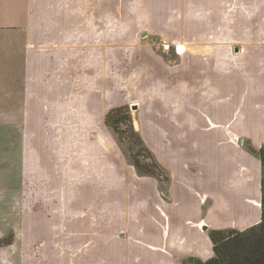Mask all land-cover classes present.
<instances>
[{"label": "rangeland", "instance_id": "1", "mask_svg": "<svg viewBox=\"0 0 264 264\" xmlns=\"http://www.w3.org/2000/svg\"><path fill=\"white\" fill-rule=\"evenodd\" d=\"M139 1L145 6L135 12L124 8L123 25L114 24L121 9L111 3L110 30L100 33L91 28L102 14L96 8L85 13L84 0L77 1V11L31 14L32 26L49 31L31 35L26 73V15L20 0H0V26H6L0 28V264L207 261L211 231L237 230L247 215L260 219L264 111L252 116L251 107L244 108L246 87L238 74L232 102L225 92L214 97L204 77L227 66L239 74L263 68L264 0ZM74 22L79 45L88 37L126 49L132 38L142 40V51L121 58L127 75L153 62L146 48L167 63L164 55L172 47L163 51L165 38L187 43L189 69L185 63L171 74L154 65L152 80L164 83L172 107L151 79H137L138 91L129 82L124 93L111 85L129 102L160 175L140 174L112 131L109 139L96 135L89 91L78 80L76 93L66 63L46 48L70 38L66 33L74 37L66 28ZM228 54L238 57L233 61ZM124 140L129 143V136Z\"/></svg>", "mask_w": 264, "mask_h": 264}, {"label": "crops", "instance_id": "2", "mask_svg": "<svg viewBox=\"0 0 264 264\" xmlns=\"http://www.w3.org/2000/svg\"><path fill=\"white\" fill-rule=\"evenodd\" d=\"M78 0H20L21 9L24 11L26 15V24L23 26V41L25 45V59H24V68L25 72L28 73V62L29 56H30V37L31 35L34 36V38H41L43 36V33L45 35H48L49 28L45 25H31L30 24V15L31 14H54L58 12L65 11L66 13L68 10L72 7H75V10L77 11L76 7ZM132 5H127V3L124 0H84V4L86 7H88V10L85 12L88 14L89 12H93V8H96L95 12L101 13L102 18L101 21L98 22V27H93L91 29L95 30V32H106L110 30V8L111 3H115V7L118 6L120 8V15L118 17H114L116 21H114L115 25H123L124 21L122 18V14L124 13L125 9L131 7L133 11L140 6L143 5V2L139 0H131L130 1ZM117 4V5H116ZM81 7V6H80ZM125 8V9H124ZM205 12H208L207 10ZM109 15V17H108ZM93 16H95V13H93ZM104 17L107 18V20L104 19ZM70 18L72 19V16L70 15ZM136 19V18H135ZM131 22L134 21L133 17L130 18ZM0 28L4 29L6 26H3ZM68 29L74 30V37H71L72 32L66 33L67 36L70 38H63L64 40L56 46L47 47L46 48H54L55 54L53 55V59H56V61H62L66 63V68L69 70V75H71L72 82L75 86V92L77 93L78 89V80L82 82L86 88V91L88 90L87 100L93 101L95 105V109L97 112H95L94 119L95 122L98 124L97 129L98 132L96 135L100 137H106L109 139V137L112 135L110 130L107 128V126L104 123V119L108 111L114 108H119L121 106H125L126 104H129L128 101L125 99H121L122 95H118L116 93L111 92V85L115 88V92H117L118 89H123L121 93H124L125 89H129V84H132L134 88L137 87V79L142 78V81H145V79H151L152 81V88L153 90L157 91L158 94L162 96L163 99L166 100V106L172 107L174 105V101L170 102L169 96L167 92L164 91V83H162L160 80H152L154 79V65H156V68H161V71L168 73L170 70L171 74L173 73V68H181L185 63L187 64V69L190 68V61L185 59L186 51L188 48L187 43L183 41H178L175 43H171V41L168 38H165L166 41L169 43V45L172 47L171 54H166L165 59L167 63L162 61V58L159 57V55H156L152 53L150 49H145L148 53L149 58H153V62L147 63L146 68L142 71L141 69L134 70V72H131V75H127L125 73L123 66L120 65L121 58L123 60V57H125L124 52L130 51L132 54L133 52L137 51L138 47H143L142 40L137 41L133 40L135 38H132L131 44H129L126 48L124 46L123 49L121 46L119 47H112L110 40H90L88 37H86L87 43L84 44H78V24L76 22L70 23L67 25ZM8 29H10L8 27ZM146 34H143L141 37H145ZM149 36V34H147ZM67 39H69V42H67ZM22 41V43H23ZM75 42V43H74ZM74 43V44H73ZM35 45V44H33ZM178 46L181 47V50L178 49ZM140 51H142V48H138ZM9 50V49H8ZM51 51H49L50 53ZM181 52V53H180ZM9 55L12 56L11 52L8 51ZM159 53V52H158ZM163 54V53H161ZM168 56V57H167ZM226 57L232 59L234 61V58H237L238 56H231L226 55ZM39 58V53H36L34 51V54L32 56V62H36ZM23 61V60H22ZM124 63V61H123ZM155 68V69H156ZM238 74L242 79H240L241 84L246 87L245 93L246 98L244 108H250L252 116H257L258 113H262L264 111V108L261 106V104H264V66L263 68L259 69L256 72L248 71L246 73L239 74L238 72H235L233 68H230L227 66V68L224 70V72H221L219 70H215L214 72H208L207 73V80H209L207 87H210L214 97H217L218 93H226L228 95L229 101L232 102V100L236 97V87H237V80ZM129 82V84H128ZM163 84V85H162ZM215 86V87H214ZM138 91V88H136ZM82 93V92H80ZM112 93V94H111ZM141 93V90H140ZM221 97V95H218V98ZM241 100V99H239ZM135 102V101H134ZM137 103V102H135ZM131 103L133 106V104ZM177 109H181L183 106L179 103L175 105ZM137 109V108H135ZM139 109V111H138ZM137 109V113H141V107L139 106ZM77 111V105H75L73 114L75 115ZM168 118L172 116V114H167ZM133 125L135 130L139 133L141 139L144 142V137L142 133V128L139 126L138 120H133ZM113 136V135H112ZM236 140L240 142L243 141L242 138L234 137ZM19 141H21V133L19 137ZM145 144V143H144ZM261 166V164H260ZM260 182H261V170H260ZM261 188V184H260ZM261 201V199H260ZM259 208H260V202H258ZM261 210V209H260ZM247 224H244V226L239 227L237 231H244L247 230L255 225H257L260 221V219L252 220L250 215H247L246 218ZM248 225V226H247ZM204 238V237H203ZM211 255V254H210ZM213 256V254H212ZM205 261V260H201Z\"/></svg>", "mask_w": 264, "mask_h": 264}, {"label": "trees", "instance_id": "3", "mask_svg": "<svg viewBox=\"0 0 264 264\" xmlns=\"http://www.w3.org/2000/svg\"><path fill=\"white\" fill-rule=\"evenodd\" d=\"M104 123L125 147L131 164L142 175L161 174L152 153L135 130L128 106L108 111ZM124 126L125 129H121ZM129 136V143L124 137ZM261 164V216L257 225L244 230H214L209 234L213 256L207 261H191L189 264H264V148L259 151ZM148 160L149 163H144ZM5 243L0 242V247Z\"/></svg>", "mask_w": 264, "mask_h": 264}, {"label": "built area", "instance_id": "4", "mask_svg": "<svg viewBox=\"0 0 264 264\" xmlns=\"http://www.w3.org/2000/svg\"><path fill=\"white\" fill-rule=\"evenodd\" d=\"M170 48H171V46L169 45V44H167V43H163V45H162V49H163V51H169L170 50Z\"/></svg>", "mask_w": 264, "mask_h": 264}, {"label": "water", "instance_id": "5", "mask_svg": "<svg viewBox=\"0 0 264 264\" xmlns=\"http://www.w3.org/2000/svg\"><path fill=\"white\" fill-rule=\"evenodd\" d=\"M132 108H133V110H136V109H135V108H136V106H135V105H133V106H132Z\"/></svg>", "mask_w": 264, "mask_h": 264}, {"label": "bare ground", "instance_id": "6", "mask_svg": "<svg viewBox=\"0 0 264 264\" xmlns=\"http://www.w3.org/2000/svg\"><path fill=\"white\" fill-rule=\"evenodd\" d=\"M178 49L181 50V47L178 46Z\"/></svg>", "mask_w": 264, "mask_h": 264}]
</instances>
